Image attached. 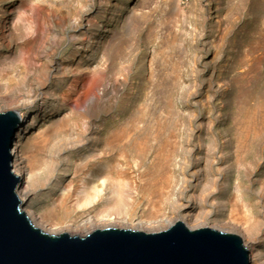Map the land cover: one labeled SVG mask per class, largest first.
Segmentation results:
<instances>
[{
    "label": "bare ground",
    "instance_id": "6f19581e",
    "mask_svg": "<svg viewBox=\"0 0 264 264\" xmlns=\"http://www.w3.org/2000/svg\"><path fill=\"white\" fill-rule=\"evenodd\" d=\"M49 2L54 4V0ZM6 12L0 15V50L14 55L28 52L25 63L41 60L43 55L48 58L45 76L37 73L30 88L23 79L28 69L23 57L12 68L0 71V91L18 82L11 94L23 95L15 110L21 121L10 152L14 174L19 177L21 209L37 228L71 236L104 228L154 233L183 222L190 229L212 228L240 236L250 264H264V147L258 151L264 133L263 101L241 112L244 121L236 124L238 137L232 152L223 156L208 146L198 159L196 147L188 151L171 127L145 124V114L122 124L120 114L118 122L110 117L113 109L102 102L108 88L99 70L108 65L105 58L110 62L117 58L111 43L93 70L60 77L49 48L65 45L67 37H51L53 27H58L56 21L30 12L12 27V17ZM94 12L89 7L72 32L86 31L85 16ZM84 42L81 37L70 41L76 46L69 58L79 54L77 49ZM94 83L103 87L101 97L88 96V87ZM39 100L40 111L52 110L33 130L37 111L24 114L21 109L33 108ZM115 155L120 157L119 165L112 163ZM222 164H227V171ZM198 166L200 172H193ZM259 172L260 188L253 178ZM70 176L76 185L60 193ZM197 177L200 183L194 184Z\"/></svg>",
    "mask_w": 264,
    "mask_h": 264
},
{
    "label": "rangeland",
    "instance_id": "374dc122",
    "mask_svg": "<svg viewBox=\"0 0 264 264\" xmlns=\"http://www.w3.org/2000/svg\"><path fill=\"white\" fill-rule=\"evenodd\" d=\"M11 1L0 2V15L7 11L12 27L30 12L35 17L45 14L58 26L53 27L51 37H67L65 45L49 48V58L55 60L60 77L93 70L99 58H105L107 46L116 47L117 58L114 62L105 58L108 65L99 70L108 88L102 102L113 109L110 117L118 122L120 114L122 124L145 114V124L159 122L171 127L188 151L194 152L196 147L198 159L208 146L223 156L232 152L238 137L236 124L244 121L241 112L264 103V0H54L53 5L46 3L49 0ZM91 6L95 12L85 16L84 34L72 32L73 24ZM75 37L86 42L72 59L76 45L70 41ZM27 53L0 50V71L12 68L23 57L28 68L23 79L30 88L37 73L45 76L48 58L43 55L41 60L25 63ZM17 86L18 82H12L10 90L0 91V112L15 111L23 100L22 93L11 94ZM102 89L94 83L88 87V96L96 93L101 97ZM41 107L39 100L33 108L21 109L24 114L37 111L33 130L51 113L52 107L46 113ZM259 140L261 151L264 133ZM112 163L119 165L120 157L115 155ZM221 168L225 172L228 166L222 164ZM200 170L198 166L193 172ZM261 175L253 177L258 188L262 187ZM195 179L194 184H199L201 179ZM75 185L70 176L60 193Z\"/></svg>",
    "mask_w": 264,
    "mask_h": 264
},
{
    "label": "water",
    "instance_id": "95a60500",
    "mask_svg": "<svg viewBox=\"0 0 264 264\" xmlns=\"http://www.w3.org/2000/svg\"><path fill=\"white\" fill-rule=\"evenodd\" d=\"M20 121L15 111L0 112V264H250L240 236L183 222L154 233L104 228L83 237L37 228L21 209L12 166Z\"/></svg>",
    "mask_w": 264,
    "mask_h": 264
}]
</instances>
